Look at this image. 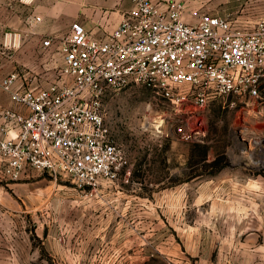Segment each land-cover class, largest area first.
<instances>
[{
    "label": "rangeland",
    "instance_id": "rangeland-1",
    "mask_svg": "<svg viewBox=\"0 0 264 264\" xmlns=\"http://www.w3.org/2000/svg\"><path fill=\"white\" fill-rule=\"evenodd\" d=\"M43 49L47 84L46 66L63 57ZM196 92L182 104L142 83L108 92L105 120L127 164L97 189L40 170L0 174V264H264V82L258 97L204 106ZM116 212L126 214L121 233ZM66 226L72 255L59 256L42 235Z\"/></svg>",
    "mask_w": 264,
    "mask_h": 264
},
{
    "label": "built area",
    "instance_id": "built-area-1",
    "mask_svg": "<svg viewBox=\"0 0 264 264\" xmlns=\"http://www.w3.org/2000/svg\"><path fill=\"white\" fill-rule=\"evenodd\" d=\"M132 2L121 22L102 37L79 20L64 36L45 37L43 45L58 47L63 57L49 83L15 85L17 70L0 77V86L27 109L3 111L13 132L0 138V174L18 178L36 169L90 189L103 179L117 180L127 159L106 123L103 98L131 82L151 86L176 104L190 101L191 88L197 89L199 106L220 96L260 95L264 12L254 27L245 28L229 15L199 8L191 9L197 20L187 22L181 17L186 0ZM21 43V32H5L4 49Z\"/></svg>",
    "mask_w": 264,
    "mask_h": 264
},
{
    "label": "crops",
    "instance_id": "crops-1",
    "mask_svg": "<svg viewBox=\"0 0 264 264\" xmlns=\"http://www.w3.org/2000/svg\"><path fill=\"white\" fill-rule=\"evenodd\" d=\"M186 2L187 8L181 17L187 22L197 20L191 13V9L199 8L211 15H229L236 26L250 28L255 26L259 15L264 12V0H186ZM132 6V0H0V14H2L0 16V77L17 70L20 77L16 80L15 85L25 81L34 85L39 84L41 79L38 77L43 71L42 50L45 48L48 53H51L56 48L55 46L45 47L43 45L45 37L64 36L70 30L74 20H79L96 37H102L121 22ZM36 16H40V20H36ZM6 29H15L22 33L20 48L4 49L2 34ZM43 34H45L44 37ZM56 68L57 65H53L52 62L48 67L46 66L50 74H54ZM7 108H19L27 111L25 107L14 102L10 94L0 86V138H3L9 129L3 115V111ZM8 132L12 133L13 130ZM52 185L53 189H60L56 182ZM45 191L47 189L40 186L37 197L41 200V205ZM112 205L114 208L118 207L116 203L105 205L104 211L100 215L105 216L106 214L109 217L112 211L108 210V207ZM125 217L124 212L115 213V218L119 222L118 233L122 231V221ZM129 232L135 233L136 230L132 228ZM69 233V228L66 226L65 231L61 234L54 235L47 232L42 237L51 242L54 239L50 252L59 256L68 253L72 255ZM78 235L80 236L81 233L79 232ZM71 257L73 256H69V260L73 262ZM140 264H144V262Z\"/></svg>",
    "mask_w": 264,
    "mask_h": 264
}]
</instances>
